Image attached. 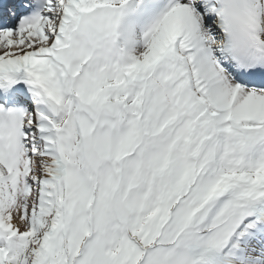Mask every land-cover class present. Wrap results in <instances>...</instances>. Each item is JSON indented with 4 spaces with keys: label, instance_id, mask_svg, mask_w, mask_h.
<instances>
[{
    "label": "snow or ice",
    "instance_id": "snow-or-ice-1",
    "mask_svg": "<svg viewBox=\"0 0 264 264\" xmlns=\"http://www.w3.org/2000/svg\"><path fill=\"white\" fill-rule=\"evenodd\" d=\"M0 264H264V0H0Z\"/></svg>",
    "mask_w": 264,
    "mask_h": 264
}]
</instances>
